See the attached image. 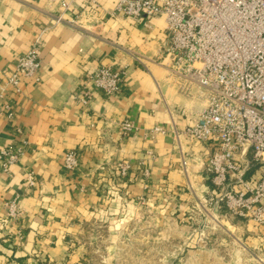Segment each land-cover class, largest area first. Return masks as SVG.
<instances>
[{
    "label": "crops",
    "instance_id": "0c3cea01",
    "mask_svg": "<svg viewBox=\"0 0 264 264\" xmlns=\"http://www.w3.org/2000/svg\"><path fill=\"white\" fill-rule=\"evenodd\" d=\"M94 1L74 0L57 22L62 0H0V83L37 40L42 60L36 78L24 77L20 93L9 87L0 100V150H23L9 170L0 162V264H27L38 243L58 256L66 228L79 227L80 207L103 210L97 203L113 179L120 210L143 197L154 210L186 214L185 221L198 207L207 211L208 197L218 193L207 169L209 145L183 133L185 107L199 105L197 88L170 81L160 62L170 43L165 16L134 20L114 14L117 0ZM102 66L126 68L121 91L107 96L89 82V101L76 99ZM125 120L136 128L123 137ZM71 150L79 157L74 170L64 165ZM123 164L126 177L118 172ZM11 199L22 211L16 222L5 205ZM218 213L221 244L264 254V227Z\"/></svg>",
    "mask_w": 264,
    "mask_h": 264
},
{
    "label": "built area",
    "instance_id": "2783aa9c",
    "mask_svg": "<svg viewBox=\"0 0 264 264\" xmlns=\"http://www.w3.org/2000/svg\"><path fill=\"white\" fill-rule=\"evenodd\" d=\"M73 1L62 0L57 22ZM86 2L93 5L95 1ZM117 13L134 20L165 16L170 43L160 62L180 85L195 86L199 100L198 106L184 109L188 123L183 133L210 147L207 169L218 193L208 197L207 211L219 215L227 209L264 227V0H117ZM38 42L0 83V100L9 87L20 93L24 77H37L42 65ZM126 73L125 67L102 66L87 76L75 97L89 101V82L105 95H115ZM3 110L12 118L9 103ZM119 127L123 137L136 128L128 120ZM22 154L21 147L2 149L0 162L7 171ZM64 165L69 170L78 167L76 151L66 153ZM128 171L129 165L123 164L118 172L126 177ZM28 182L35 185L34 174L28 175ZM5 205L11 219L21 217L17 199Z\"/></svg>",
    "mask_w": 264,
    "mask_h": 264
},
{
    "label": "rangeland",
    "instance_id": "374dc122",
    "mask_svg": "<svg viewBox=\"0 0 264 264\" xmlns=\"http://www.w3.org/2000/svg\"><path fill=\"white\" fill-rule=\"evenodd\" d=\"M166 71L170 81L180 84ZM113 182H108L111 184L106 197L97 203L103 210L94 207V211H83L80 207L76 214L79 227L66 228L58 256H49V246L44 254L45 249L41 251L38 247L43 246L38 243L27 264H264L262 253L244 251L237 242L232 247L221 244V217L214 211L198 207L185 221L186 214L154 210L143 197L140 204L126 201L127 207L120 210L113 198L114 193L121 192Z\"/></svg>",
    "mask_w": 264,
    "mask_h": 264
},
{
    "label": "trees",
    "instance_id": "16d2710c",
    "mask_svg": "<svg viewBox=\"0 0 264 264\" xmlns=\"http://www.w3.org/2000/svg\"><path fill=\"white\" fill-rule=\"evenodd\" d=\"M223 210H226V212H228V213H229V211H228L227 209H223Z\"/></svg>",
    "mask_w": 264,
    "mask_h": 264
}]
</instances>
